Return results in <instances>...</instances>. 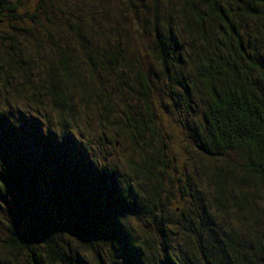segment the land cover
<instances>
[{"label": "trees", "instance_id": "obj_1", "mask_svg": "<svg viewBox=\"0 0 264 264\" xmlns=\"http://www.w3.org/2000/svg\"><path fill=\"white\" fill-rule=\"evenodd\" d=\"M0 264H264V0H0Z\"/></svg>", "mask_w": 264, "mask_h": 264}, {"label": "rangeland", "instance_id": "obj_2", "mask_svg": "<svg viewBox=\"0 0 264 264\" xmlns=\"http://www.w3.org/2000/svg\"><path fill=\"white\" fill-rule=\"evenodd\" d=\"M158 101H160V100H157V103H158ZM163 101H164V99H163ZM169 109H173V108L169 107ZM166 112L167 111L165 110V114L164 113L162 114V115H166V116H163V125H162L163 131L162 132L166 135L165 137L170 140L171 144L175 147L176 151L178 150V153H179V158H178L179 161L178 162L183 163L188 158V156H187L188 154L193 155V149L192 148H189V149L186 148V151H188V152L183 151L184 146H186V143H185V137H186L185 134L186 133L184 130V126L178 120V112L175 109L168 111V113H166ZM98 127L95 124L94 128L96 131H99V129H100ZM176 141H178L180 143H177ZM95 147H96V149H94V150L97 152V156H98L99 160H101L100 155L105 156V154H107V152L103 151V150L101 151L97 146H95ZM108 150H110V149L108 148Z\"/></svg>", "mask_w": 264, "mask_h": 264}]
</instances>
